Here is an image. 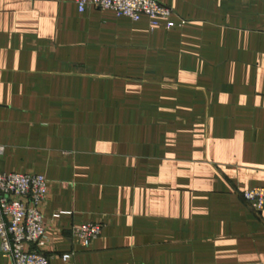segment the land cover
I'll use <instances>...</instances> for the list:
<instances>
[{
	"label": "crops",
	"instance_id": "crops-1",
	"mask_svg": "<svg viewBox=\"0 0 264 264\" xmlns=\"http://www.w3.org/2000/svg\"><path fill=\"white\" fill-rule=\"evenodd\" d=\"M157 1L0 0V173L48 180L50 264H264V0Z\"/></svg>",
	"mask_w": 264,
	"mask_h": 264
},
{
	"label": "built area",
	"instance_id": "built-area-1",
	"mask_svg": "<svg viewBox=\"0 0 264 264\" xmlns=\"http://www.w3.org/2000/svg\"><path fill=\"white\" fill-rule=\"evenodd\" d=\"M88 7L101 11H112L117 17L139 21L143 17L151 20L152 29L167 22V29L175 24L171 21L174 12L157 0H80L79 8ZM0 146V155L3 153ZM255 210L264 211V187L250 188L243 193ZM49 198V182L44 176L33 174L0 173V250L12 264H50L51 259L32 247L46 240L43 209ZM99 223H85L74 229L77 243L89 248L103 232ZM73 254L63 256L70 260Z\"/></svg>",
	"mask_w": 264,
	"mask_h": 264
}]
</instances>
